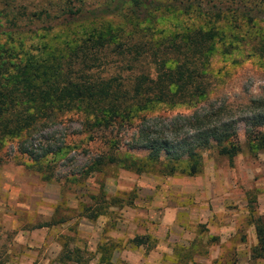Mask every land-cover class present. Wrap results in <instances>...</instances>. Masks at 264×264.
<instances>
[{
  "label": "rangeland",
  "instance_id": "obj_1",
  "mask_svg": "<svg viewBox=\"0 0 264 264\" xmlns=\"http://www.w3.org/2000/svg\"><path fill=\"white\" fill-rule=\"evenodd\" d=\"M105 1L22 0L29 20L18 26L7 25V32L0 28V42L12 44L19 56L32 55L41 65L46 60L54 62L83 79L90 77V71L104 77L139 73L140 62L132 64V70L122 69L110 47L104 50L107 63L98 69L90 70V61L79 62V53L71 64L66 63L90 31L106 24H122L125 18L68 16L61 9L86 10ZM218 7V35L209 55L212 76L207 97L195 106L158 103L147 110L151 114H185L211 105L234 119L239 152L228 158L214 149L205 150L199 173L165 176L135 174L116 165L87 171L99 147L80 132L75 118L37 125L27 137H5L0 148V264H21V255L16 257L12 246L20 240L16 236L19 230L29 231L36 243L48 238L44 245L31 247L44 250L52 262L68 254L71 260L66 264H88L95 246L117 235L123 241L147 235L140 248L127 241L124 245L128 252L134 247L145 253L154 244L155 235H160L168 255L164 264H264V252L260 256L252 252L256 239L250 222V215H264V149L251 150L243 135L252 115L250 102H264V0H219ZM41 9H47L48 16ZM165 11L161 6L156 13L160 16ZM188 23L190 20L166 14L154 29L172 34ZM144 66L153 72L152 65ZM132 131H122L121 142ZM19 140H25L22 146L31 147L36 155L46 146L62 149L32 161L17 150ZM99 191L105 200L100 199ZM90 196H95V201ZM111 197L131 199L132 204L106 206ZM84 205L89 206L87 212L82 211ZM95 206L101 207L103 214L87 218L85 213L89 215Z\"/></svg>",
  "mask_w": 264,
  "mask_h": 264
},
{
  "label": "trees",
  "instance_id": "obj_2",
  "mask_svg": "<svg viewBox=\"0 0 264 264\" xmlns=\"http://www.w3.org/2000/svg\"><path fill=\"white\" fill-rule=\"evenodd\" d=\"M218 4L219 0H106L86 10L61 9L68 16L125 18L122 24H106L90 31L66 60L67 65L71 64L79 53V62L90 61V70L98 69L107 63L104 50L110 47L122 69L132 70V64L140 62L142 70L125 77H104L98 71H90V77L83 79L54 62L46 60L41 65L32 55L19 56L12 44L0 42V148L5 137H27L37 125L66 117L77 119L80 132L86 133L93 144L98 143L87 171L116 165L135 174L193 175L200 172L205 150L214 149L219 155L233 157L240 150L238 131L234 119L222 115L223 111L213 110L211 105L195 107L185 114H151L147 110L158 103L195 106L207 97L212 76L209 55L218 35ZM161 6L166 11L158 16ZM41 11L48 16L47 9ZM166 14L190 23L172 34L164 33L162 28L154 29V24ZM27 20L22 0L0 1V28L6 31L7 25L18 26ZM144 64L152 65L153 72L144 69ZM249 105L252 115L243 135L251 150H261L264 102L255 99ZM128 128L133 131L121 142V133ZM24 141H18L17 150L32 161L62 149L46 146L36 155L31 147L22 146ZM99 192L100 199L105 200L103 191ZM94 198L90 196L95 201ZM131 204V199L111 197L106 206ZM88 210V205L82 207L83 212ZM87 214V218H95L103 214V209L96 207ZM250 222L256 239L252 252L260 256L264 252V215L252 214ZM148 238L135 235L129 243L138 246ZM113 247L112 241L97 245L101 262L108 264Z\"/></svg>",
  "mask_w": 264,
  "mask_h": 264
},
{
  "label": "crops",
  "instance_id": "obj_3",
  "mask_svg": "<svg viewBox=\"0 0 264 264\" xmlns=\"http://www.w3.org/2000/svg\"><path fill=\"white\" fill-rule=\"evenodd\" d=\"M155 234H159V233H155ZM16 236H19L20 240L17 242H12V246L13 248L16 249L15 250L16 257L17 255H21V259L18 260L20 261L21 264H33V263L34 264H66L70 259V257L67 254L68 258L66 260H65L66 257L63 256L64 258L59 257L58 259L56 258L54 262H52L51 259H49V257L44 255L45 254L44 250L42 249L40 250V248L37 249L31 247L36 244L39 246L44 245V243L47 241L48 238H46V241H44L45 239H43L39 243H36L35 241L31 240V235L27 230H19ZM14 238L17 239V237ZM154 240H155L154 244L150 249H148V251H146V253L143 251L139 252V248L141 247L142 244L138 245L139 247L138 249L134 248L137 246L132 245L134 247H132V250H129L128 252L124 247L126 241L129 242L128 239L123 241L121 240L119 235H117V237H112L111 241L113 243L116 242V244L114 243V247L110 251L108 264H164L165 259L168 256L166 245L163 242V240L160 238V235H155ZM26 246L27 247L30 246L31 248L28 249ZM40 251L43 252L40 253ZM33 253L35 255L38 254V256L36 258L33 257L34 256ZM24 256L26 257V259ZM22 257H24V259ZM99 257H100V250L97 249V245H96L93 251V256H91L90 260L88 261V264H91L92 262L95 264H105L104 262L100 261ZM60 258L62 260H60ZM74 260L77 261L76 259Z\"/></svg>",
  "mask_w": 264,
  "mask_h": 264
}]
</instances>
